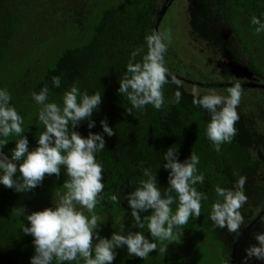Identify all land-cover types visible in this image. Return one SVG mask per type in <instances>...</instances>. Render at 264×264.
I'll use <instances>...</instances> for the list:
<instances>
[{
    "label": "trees",
    "instance_id": "16d2710c",
    "mask_svg": "<svg viewBox=\"0 0 264 264\" xmlns=\"http://www.w3.org/2000/svg\"><path fill=\"white\" fill-rule=\"evenodd\" d=\"M159 1L0 0V88L10 92L11 103L23 117L22 135L28 137L29 150L38 146L39 136L45 131L39 120L42 106L33 100V93L47 86L48 102L61 107L64 93L73 84L81 93L101 94L98 110L74 128L70 123L69 134L75 131L87 137L98 133L105 139V148L96 154L103 166L105 187L93 210L100 217L98 230L102 238H110L113 232L126 235L142 231L151 239L145 218L152 210L140 212L145 227H135L126 195L140 186V180L148 178L144 175L148 170L156 176L162 198L171 195L175 199L174 192L165 191L170 188V169L163 167L167 163L165 154L176 146L180 162L189 159L192 153L199 157L197 174H203L204 181L194 187L205 197L200 216H192L187 224L174 228L173 239L157 240L156 250L147 258L129 256L126 246L117 249L113 264H228L233 254L235 262L244 264L245 250L257 243V233L264 232V215L260 217L264 212V32L257 34L259 25L251 23L254 16L264 21V0H188V4L186 0L188 26L184 30L180 26V31L172 25L164 29L160 24L157 28ZM181 15L177 7L175 16L179 21ZM221 22L234 28L243 53L252 55L253 70L262 82L241 92L236 109L239 119L234 125L236 135L231 143H222L216 151L206 135L211 114L193 103V90L197 89L201 96L209 90L226 96L227 89L234 85H225L219 75L213 77L204 69L188 72L185 67L191 69L192 65L178 57L182 50L178 41L188 43V39H193L192 43H203L219 39V33L224 37ZM154 30L170 40L165 54L167 83L162 88L165 103L159 110L147 105L141 111L133 108L117 90L132 52H138L136 61L140 62L148 52L145 38ZM217 45L228 51L224 44ZM55 76L61 78L59 88L52 83ZM177 92L180 101L174 103ZM101 120L113 128L114 135L103 132ZM20 138L15 134L6 138L4 151L15 147ZM241 176L246 177L244 192L248 199L238 210L243 217L242 225L237 232H230L227 227L216 226L210 213L217 200L215 189H233ZM67 182L70 177L66 167L61 166L59 177L46 174L42 184L28 193H17L0 185V264H30L35 252L33 237L22 232L29 223L27 214L46 208L48 200L53 201L48 207L59 204L67 192ZM178 204L177 198L171 205L173 214ZM22 207L25 213L21 212ZM76 207L90 217L86 208L78 204ZM52 264H84V261L80 257L63 262L54 258ZM247 264L264 261L253 257Z\"/></svg>",
    "mask_w": 264,
    "mask_h": 264
},
{
    "label": "clouds",
    "instance_id": "9594fccd",
    "mask_svg": "<svg viewBox=\"0 0 264 264\" xmlns=\"http://www.w3.org/2000/svg\"><path fill=\"white\" fill-rule=\"evenodd\" d=\"M251 23L259 25L256 27L257 34L264 32L261 18L254 16ZM145 39L147 54L137 62L138 52H132L117 91L125 95L137 110L143 111L147 105L159 110L165 103L162 88L167 83L165 54L170 40L155 30ZM52 83L59 88L61 78L53 77ZM49 91L45 86L39 93L32 94L33 100L42 106L39 120L45 126V131L39 136L38 146L29 150L28 137L22 135L23 117L11 103L10 92L0 88V185L17 193H28L42 184L46 174L59 177L61 166L66 167L70 177V182L65 185L67 192L59 204L27 214L29 223L22 228V232L33 237L35 252L30 264H52L54 258L60 262L73 261L78 257L83 259L84 264H113L117 249L125 246L129 256L144 259L156 250L157 240L173 239L174 228L187 224L192 216H200L201 201L205 197L194 187L204 181V175L197 174L199 157L192 153L189 159L180 162L176 157L177 147L173 146L165 154L167 163L163 167L170 169V188L165 191L174 192L175 199L171 195L162 198L156 176L148 170L144 171L148 178L140 180V186L125 197L132 210L134 226L139 229L145 227L140 212L152 210V214L145 218L151 239L142 231L128 232L126 235L113 232L110 238H102L98 230L100 217L93 210L98 203V195L105 187L103 166L96 159V154L106 146L105 139L98 133H90L87 137L75 131L69 134V124L74 128L82 120L90 118L101 105L102 96L99 92L92 95L81 93L73 84L64 93L61 107L55 102H48ZM193 91V103L211 114L206 135L219 151L222 143H231L236 135L234 125L239 119L236 109L240 103L241 85L236 83L229 87L226 96L215 91L201 96L197 89ZM179 101L180 93L177 92L173 102ZM100 123L108 136L115 134L106 121L101 120ZM93 126L94 121L89 123L90 128ZM12 134L21 138L6 153V138ZM245 183L246 177L241 176L233 189H215L217 200L212 205L210 219L216 226L227 227L230 232L238 231L243 223L238 210L248 199L244 192ZM177 198L179 204L173 214L171 205ZM77 204L86 208L90 217L78 210ZM21 212H26L23 207ZM255 240L257 243L245 250L244 264L253 257L264 261V232L257 233ZM231 261H234V254Z\"/></svg>",
    "mask_w": 264,
    "mask_h": 264
},
{
    "label": "flooded vegetation",
    "instance_id": "af4514ba",
    "mask_svg": "<svg viewBox=\"0 0 264 264\" xmlns=\"http://www.w3.org/2000/svg\"><path fill=\"white\" fill-rule=\"evenodd\" d=\"M178 1H184L186 3V0H160V6L165 7L166 12L164 18L159 19L161 22L159 23L160 28L163 25V22L165 20L166 15L170 11L172 7L175 6V4ZM188 4V0H187ZM179 6V5H178ZM186 8L188 9L187 5ZM181 15V14H180ZM158 25V29H159ZM219 27L222 29V31L225 33L224 37H221V34L219 33V39L216 38L211 41H205L202 43L206 46V48H202L200 54L196 56V54L193 52V56L190 58L191 63L188 64L189 66L192 65V70L189 67H185L186 70L190 73L194 72L195 69L194 64L198 63L199 65H203V69L207 70L211 73H216V76L219 75L220 81H222L225 85H235L236 83H239L241 85V92L246 89H252L256 88L257 84H261L262 80L259 77V75L256 73V71L253 70L254 64L251 62L253 60L252 55L244 54V50L241 44V40L238 37L237 33L235 32L234 28L230 24H226L225 22H221L219 24ZM218 39V40H217ZM188 43H186L183 39L178 41L179 48H182L184 51L187 49H190L192 46V40L188 39ZM196 43V42H195ZM217 43L224 44V47L228 50L225 52L222 48H220ZM176 45L173 46L175 48ZM225 49V50H226ZM230 50L232 51V54L230 53ZM241 51V53H238ZM236 54V55H234ZM191 55V54H189ZM248 55V56H247ZM165 60H168V58H165ZM171 60V59H170ZM175 61H179L178 57H175ZM181 65H185L184 63ZM167 66V64H166ZM195 73V72H194ZM184 81V79H182ZM188 82L193 83V81L188 80ZM194 84V83H193ZM224 85H221V88ZM211 90L208 91V93ZM228 264H239V261L235 260L229 262Z\"/></svg>",
    "mask_w": 264,
    "mask_h": 264
},
{
    "label": "rangeland",
    "instance_id": "374dc122",
    "mask_svg": "<svg viewBox=\"0 0 264 264\" xmlns=\"http://www.w3.org/2000/svg\"><path fill=\"white\" fill-rule=\"evenodd\" d=\"M179 5V6H178ZM177 7H179V10H180V14L184 15V17L181 15V20L182 21H179L178 17L176 18L175 16V13L177 12ZM185 10H186V4L184 1H178L174 7H172L169 11V13L166 15L165 17V20L163 22V25L162 27L165 29V28H168L169 26H173V28H176L180 31V26H181V30H184L187 28L188 26V21H187V17H186V13H185ZM176 36L178 37V34L176 33ZM191 48L190 49H187L186 51H184L183 49L179 50L178 52V57H181V61H183L184 63H188L190 64L192 60H190V58L193 56V52H196L195 50L197 49V52H196V56L194 57H197V53L200 54L202 53L201 52V49L202 47L206 48V46L201 42H197V43H193L192 46H190ZM187 52H189L191 55H187ZM182 55V56H181ZM194 67H195V70H203V65H199L198 63L194 64ZM209 75H212L213 77L216 76V73H211L209 72L208 73ZM53 201L52 200H48L44 206L46 208H48V205L52 204ZM177 236H179V234L177 233ZM181 236V235H180ZM182 238V237H181ZM167 239H164V240H161L162 242L165 241ZM186 242V241H185Z\"/></svg>",
    "mask_w": 264,
    "mask_h": 264
},
{
    "label": "water",
    "instance_id": "95a60500",
    "mask_svg": "<svg viewBox=\"0 0 264 264\" xmlns=\"http://www.w3.org/2000/svg\"><path fill=\"white\" fill-rule=\"evenodd\" d=\"M158 11L159 12H158L157 15H158L159 19L164 18L166 9L163 6V4H162V6L159 7V10ZM160 22H161V20L157 23V27H158V25H159ZM263 215H264V212L261 213L260 217L263 216Z\"/></svg>",
    "mask_w": 264,
    "mask_h": 264
}]
</instances>
